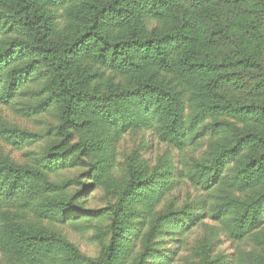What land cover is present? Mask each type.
<instances>
[{
    "label": "trees",
    "instance_id": "16d2710c",
    "mask_svg": "<svg viewBox=\"0 0 264 264\" xmlns=\"http://www.w3.org/2000/svg\"><path fill=\"white\" fill-rule=\"evenodd\" d=\"M208 3L0 0V107L11 108L24 120L52 110L57 115L44 132L47 142L40 150L33 146L42 136L0 116L2 251H15L35 264H69L64 253L70 244L52 232L37 231V221L60 226L81 218L106 217L109 222V239L96 264H114L125 241L129 243L122 205L100 210L80 205L90 187L86 181L95 177L96 169L94 162L84 160L90 157L87 142L75 140L78 120L86 113L112 129L145 130L179 150L197 138L193 132L205 121L212 123L202 131L212 135H224L229 125L233 134L229 145L216 153L209 168L197 169L200 178L192 174L191 179L206 189L230 181L241 193L247 191L243 200L226 196L217 205V218H231V237L246 239L264 229V0L218 4L245 15L253 31L232 30L214 18L215 10L202 13L203 29L195 31L188 10ZM59 18L66 20L63 31ZM164 22H169L164 31L152 26ZM91 67L137 77L150 73L133 90L98 92L92 87L96 74ZM246 71H254L257 81L239 83ZM159 73L190 82L192 98L154 81ZM231 118L238 120L237 125ZM13 152H20L23 162L16 161ZM82 163L87 167L84 172L61 178ZM229 164L233 167L226 177ZM130 174L125 197L140 183ZM72 187L76 189L71 194ZM177 214L166 213L163 220L168 224L156 226L152 239L172 225L190 230L203 215L187 214L181 220ZM127 247L125 256L134 252V245Z\"/></svg>",
    "mask_w": 264,
    "mask_h": 264
},
{
    "label": "rangeland",
    "instance_id": "374dc122",
    "mask_svg": "<svg viewBox=\"0 0 264 264\" xmlns=\"http://www.w3.org/2000/svg\"><path fill=\"white\" fill-rule=\"evenodd\" d=\"M219 3L220 0H209L203 8L188 10L195 31L203 29L201 15L206 10L213 13L215 10L214 18L227 24L234 31L243 32L244 29L253 31L245 15L237 12V9L233 11L219 7ZM56 21L59 30H65L66 20L59 18ZM152 26L164 31L169 22L163 25L155 23ZM91 72L96 74L92 87L98 92L133 90L140 81L147 80L150 73L146 71L137 77L103 71L95 67H91ZM154 81L173 88L187 100L192 98L190 96L192 84L177 75L159 73ZM256 81L254 71L241 72L238 79L241 84ZM187 106L190 107V102ZM0 116L19 128L42 136L33 146L39 150L47 142L44 136L47 126L57 120L54 110L46 115L24 120L13 114L11 108L0 107ZM218 120L230 124L226 117H219ZM78 122L81 126L75 140L87 142L90 157L84 160L92 161L96 165L95 177L86 181L90 187L87 198L80 202L81 207L100 210L110 204L122 205L124 235L129 239V243L125 241L127 244L119 250L114 264H264V229L256 236L236 240L231 237V218L229 216L217 218V205L224 197L243 200L247 191L241 193L240 188L230 181L222 186L206 189V185H197L191 179L192 174L200 178L197 169L209 168L216 153L222 150L224 145H229L233 136L229 125L224 129V135H212L209 131H202L204 125L212 123L205 121L193 132L197 138L189 140L179 150L159 142L145 130L112 129L91 113L82 115ZM231 123L237 125L238 120L231 118ZM12 157L19 162L24 160L20 152H13ZM80 166L68 170L61 178L82 173L87 169L84 163ZM232 167V164L227 166L224 176L227 177L231 173ZM130 172L137 176L136 179L140 183L125 197ZM165 180L168 181L167 186L163 183ZM75 189L72 187L69 192L72 194ZM199 201H202L200 207L197 204ZM197 208L200 209L196 210ZM174 212H178L176 218L181 220H184L187 214L203 215H200V220L190 230L182 227L179 231L170 228L173 226L171 224L172 226L166 228L160 238L152 239L156 226L165 227L168 224L165 219L163 220L166 213ZM1 228L0 226V231ZM36 228L39 232H52L62 242L70 244L64 253L69 264L98 263L109 239V222L106 217L69 220L60 226H51L47 221H37ZM128 245H134V252L125 256L129 250ZM0 264L35 263L22 260L15 251L0 249Z\"/></svg>",
    "mask_w": 264,
    "mask_h": 264
}]
</instances>
